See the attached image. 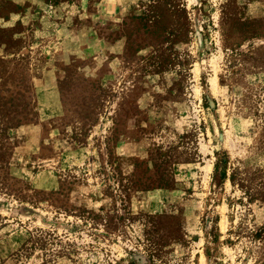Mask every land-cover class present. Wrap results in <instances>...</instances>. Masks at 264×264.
Here are the masks:
<instances>
[{"label": "rangeland", "instance_id": "1", "mask_svg": "<svg viewBox=\"0 0 264 264\" xmlns=\"http://www.w3.org/2000/svg\"><path fill=\"white\" fill-rule=\"evenodd\" d=\"M0 264H264V0H0Z\"/></svg>", "mask_w": 264, "mask_h": 264}, {"label": "trees", "instance_id": "2", "mask_svg": "<svg viewBox=\"0 0 264 264\" xmlns=\"http://www.w3.org/2000/svg\"><path fill=\"white\" fill-rule=\"evenodd\" d=\"M75 106L76 109L74 113L79 114L81 119L90 118L94 113L93 110H91V104L88 103L86 99H81Z\"/></svg>", "mask_w": 264, "mask_h": 264}]
</instances>
